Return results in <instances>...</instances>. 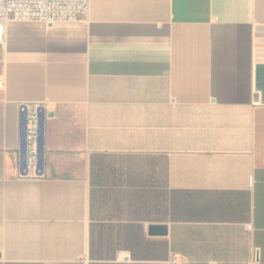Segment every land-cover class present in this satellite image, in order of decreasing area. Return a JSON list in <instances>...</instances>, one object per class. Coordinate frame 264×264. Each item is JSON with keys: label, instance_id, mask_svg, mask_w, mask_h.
<instances>
[{"label": "crops", "instance_id": "crops-1", "mask_svg": "<svg viewBox=\"0 0 264 264\" xmlns=\"http://www.w3.org/2000/svg\"><path fill=\"white\" fill-rule=\"evenodd\" d=\"M1 83L0 264H264V0L11 22ZM26 104L43 178L20 173Z\"/></svg>", "mask_w": 264, "mask_h": 264}, {"label": "built area", "instance_id": "built-area-1", "mask_svg": "<svg viewBox=\"0 0 264 264\" xmlns=\"http://www.w3.org/2000/svg\"><path fill=\"white\" fill-rule=\"evenodd\" d=\"M91 0H0V46L6 41V32L11 22L68 23L88 17ZM2 88V83L0 84ZM27 116V162L28 174L22 178H43L36 174L38 161L39 118L41 105L26 104ZM21 106V107H23ZM251 229V226H249ZM259 259V250L254 251V260ZM184 260L173 255L167 264H184Z\"/></svg>", "mask_w": 264, "mask_h": 264}, {"label": "water", "instance_id": "water-1", "mask_svg": "<svg viewBox=\"0 0 264 264\" xmlns=\"http://www.w3.org/2000/svg\"><path fill=\"white\" fill-rule=\"evenodd\" d=\"M39 118L38 131V161L36 174L43 175L45 170V133H46V111L43 107L37 110ZM27 116L26 106L21 107L20 112V173L28 174L27 162ZM151 235H166L167 228L164 226H155L150 229Z\"/></svg>", "mask_w": 264, "mask_h": 264}]
</instances>
